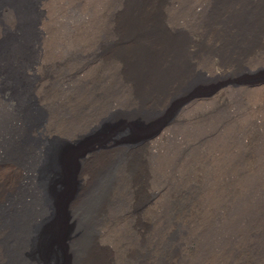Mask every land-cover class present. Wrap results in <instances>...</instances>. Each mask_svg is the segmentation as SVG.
Masks as SVG:
<instances>
[{
	"label": "rangeland",
	"instance_id": "obj_1",
	"mask_svg": "<svg viewBox=\"0 0 264 264\" xmlns=\"http://www.w3.org/2000/svg\"><path fill=\"white\" fill-rule=\"evenodd\" d=\"M39 1L0 20V264H264V0Z\"/></svg>",
	"mask_w": 264,
	"mask_h": 264
},
{
	"label": "bare ground",
	"instance_id": "obj_2",
	"mask_svg": "<svg viewBox=\"0 0 264 264\" xmlns=\"http://www.w3.org/2000/svg\"><path fill=\"white\" fill-rule=\"evenodd\" d=\"M39 2H41V1H39V0H0V20L4 17V15H5V13L8 11V10H13V9H15L17 12H18V14H19V17L20 18H22L23 19V21H22V23L25 25V26H27V27H30V24L27 22L28 21V19L30 18V17H32L33 15H35L36 13H37V8H38V6H39ZM45 3V2H44ZM41 12V11H40ZM40 15V14H39ZM16 18V17H15ZM18 18V17H17ZM36 20V19H35ZM19 23V22H18ZM34 24H36V23H34ZM37 25V24H36ZM6 28V27H5ZM16 28H17V26H16ZM25 28V27H24ZM23 29V28H22ZM29 29H31V28H29ZM15 30V29H14ZM37 31V30H36ZM11 33V32H10ZM9 33V34H10ZM19 33V32H18ZM20 36V35H19ZM25 36V35H24ZM26 36H27V34H26ZM32 36H34V35H32ZM13 38V37H12ZM22 38V37H21ZM31 38V37H30ZM23 39V38H22ZM26 39V38H25ZM29 39V38H28ZM5 40V39H4ZM36 40V39H35ZM39 40V39H38ZM14 41V40H13ZM18 41H19V39H18ZM26 41H28L27 39H26ZM25 41V42H26ZM40 41V40H39ZM4 42V41H3ZM24 42V41H23ZM22 43V42H21ZM1 44V43H0ZM13 45V44H12ZM18 45V44H17ZM11 47V46H10ZM18 47H20V46H18ZM15 48H17V46L15 47ZM12 49H14V48H12ZM158 49V48H157ZM4 50H8V45L5 43V44H3L2 46H0V53L2 52V51H4ZM28 51V50H27ZM32 51V50H31ZM32 53V52H31ZM8 54V53H7ZM17 54V53H16ZM24 54H25V52H24ZM14 55V54H13ZM23 56V55H22ZM21 57V56H20ZM34 58H36V57H34ZM15 59V58H14ZM32 59V58H31ZM2 60V59H1ZM5 62V61H4ZM7 62V61H6ZM34 63V62H33ZM2 64H4V63H2ZM5 66V65H4ZM1 67V66H0ZM139 67V66H138ZM1 71V70H0ZM6 73V72H5ZM22 73V72H21ZM7 74V73H6ZM21 75V74H20ZM19 75V76H20ZM14 77V76H13ZM23 77V76H22ZM21 77V78H22ZM8 78V77H7ZM20 78V77H19ZM185 78V77H184ZM9 80V79H8ZM16 80H19V79H16ZM26 81V80H25ZM14 84V83H13ZM23 84V83H22ZM34 84H36V83H34ZM18 86V85H17ZM258 86H259V84H258ZM9 89V88H8ZM21 90V89H20ZM218 95V94H217ZM19 97V96H18ZM16 104V103H15ZM42 109V108H41ZM34 111H37V112H39V109H37V110H34ZM39 114H41V111L39 112ZM33 115V114H32ZM35 115V114H34ZM33 115V116H34ZM39 116V115H38ZM42 116V115H41ZM40 116V117H41ZM32 120V119H31ZM34 120V119H33ZM37 121V120H36ZM41 122V121H40ZM44 122V121H43ZM19 139V138H18ZM34 141V140H33ZM114 141V140H113ZM23 144V143H22ZM44 145V144H43ZM26 147V146H25ZM44 148V147H43ZM60 149V148H59ZM51 150H52V152H53V154H52V156H53V158L52 159H50V155H49V151H45L44 153H43V162H44V164H41V165H38V167H37V169H36V172H37V176H39V177H37V178H39V183H38V185L40 186V188L42 189V191H43V195H44V197H42V198H45V201L48 203H50L51 201H50V199H49V195L47 194L48 193V190H47V176H48V174H49V172H50V169H51V167L52 166H54V167H56V165H55V162H54V151H53V147H51ZM57 150V149H56ZM90 155V154H89ZM86 157V156H85ZM61 160V159H60ZM36 165V164H35ZM29 168H31V165L29 166ZM34 168V167H33ZM63 168V167H62ZM30 170V172H31V169H29ZM62 170H64L65 171V169H61V172H63ZM35 171V170H34ZM51 173V172H50ZM53 173V172H52ZM51 173V174H52ZM58 173V172H57ZM25 177H26V175H25ZM61 187H66V184L64 183V182H62V183H58L57 185H56V187H54V191H53V198H52V200H53V204H54V206H55V208L56 209H62V203H63V201L65 200V198H66V192L65 191H63V192H61V193H59V190H58V188H61ZM39 190V189H38ZM61 190V189H60ZM50 192V191H49ZM42 195V196H43ZM40 200V199H39ZM94 199H89L88 200V202H87V200H86V204L85 205H83L82 207H80V209H79V211L77 212V213H75V215H74V217H73V219H75V220H77L76 222H77V229H79V230H83L84 229V227H85V223L87 222V220H86V209H88V208H90L91 207V203H92V201H93ZM90 201V202H89ZM84 203V202H83ZM81 204V203H80ZM82 205V204H81ZM93 205V204H92ZM32 206V205H31ZM60 206V207H59ZM47 207V206H46ZM29 211H31L30 210V207H26ZM58 209V210H59ZM61 209H60V211H61ZM26 210V209H25ZM45 210V209H44ZM49 210V209H48ZM89 210V209H88ZM27 211V210H26ZM40 211V210H39ZM46 211V210H45ZM77 211V210H76ZM21 212H24V211H16V210H14L13 212H11L10 213V215H13L12 216V221L11 222H13L12 224V227H14V232H15V234L14 235H18L19 233H20V230L21 229H23V225H24V222H26L27 221V218L29 217V215H28V212H26V213H24V214H22ZM37 212V211H36ZM52 212H55V211H52ZM56 212H57V210H56ZM58 213V212H57ZM73 213V212H72ZM73 213V214H74ZM22 214V215H21ZM28 215V216H27ZM65 215V214H64ZM5 216V215H4ZM37 216V215H36ZM40 216V215H39ZM42 217V216H41ZM11 218V217H10ZM40 219V218H39ZM34 221H36V220H34ZM75 228H76V226H75ZM27 229V228H26ZM25 229V230H26ZM39 231H40V226H38V225H35V228L32 230V233H31V240H30V244H31V247H32V245H34L35 243H36V240H37V234L39 233ZM83 231H85V232H87L86 230H83ZM13 232V233H14ZM84 232V233H85ZM63 233H64V231H63ZM72 233V232H71ZM77 233V232H76ZM83 234V233H82ZM21 235V234H20ZM30 236V235H29ZM69 236V235H68ZM75 236H77V234L75 235ZM79 237V236H78ZM80 237H82L81 236V234H80ZM40 238V237H39ZM67 238V237H66ZM82 238H84L85 239V237H84V234H83V237ZM79 240H80V238H78ZM87 239V238H86ZM78 240V241H79ZM69 243H70V245H71V248H70V245H69V248L70 249H72L71 251L72 252H74V255H75V257H80V255H82V252H83V244H79L78 246H74V240L72 239V237H70L69 238ZM38 243H39V241H38ZM58 243V242H57ZM29 244V243H28ZM29 244V245H30ZM59 244V243H58ZM13 245V244H12ZM19 245V244H18ZM22 245V244H21ZM59 245H61V244H59ZM17 247V246H16ZM62 247V246H61ZM60 247V248H61ZM14 248V247H13ZM12 249V248H11ZM23 249V248H22ZM69 249V250H70ZM64 251V250H63ZM65 252V251H64ZM12 253V252H11ZM15 254L13 255L14 257L16 256V257H20V252H19V254L17 253V252H14ZM26 253H27V255L28 256H30L31 257V254H34V251H32V253H31V248H29L27 251H26ZM65 255H66V253H64ZM62 256V259H63V263L67 260V255L66 256ZM73 255V254H72ZM35 256V255H34ZM41 257V256H40ZM17 258V259H18ZM32 258H34V257H32ZM35 259V258H34ZM74 260V259H73ZM18 262L17 261H14V262H11L10 264H17ZM25 263V262H24ZM67 263V262H66Z\"/></svg>",
	"mask_w": 264,
	"mask_h": 264
}]
</instances>
